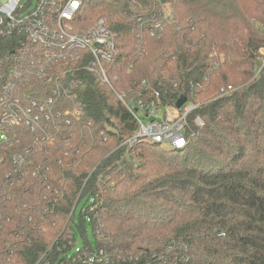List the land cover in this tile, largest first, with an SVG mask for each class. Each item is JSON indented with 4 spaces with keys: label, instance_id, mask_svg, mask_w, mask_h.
Segmentation results:
<instances>
[{
    "label": "trees",
    "instance_id": "16d2710c",
    "mask_svg": "<svg viewBox=\"0 0 264 264\" xmlns=\"http://www.w3.org/2000/svg\"><path fill=\"white\" fill-rule=\"evenodd\" d=\"M83 3L77 31L103 19L116 34V91L140 94L146 80L163 105L180 95L196 105L187 144L120 146L136 123L84 75L83 121L94 141L67 156L39 152L29 168L39 170L38 183L10 186L13 167L0 166V264H61L73 253L74 228L81 247L120 264H264V0ZM166 5L169 22L150 37V17ZM13 49L0 39V61Z\"/></svg>",
    "mask_w": 264,
    "mask_h": 264
},
{
    "label": "built area",
    "instance_id": "2783aa9c",
    "mask_svg": "<svg viewBox=\"0 0 264 264\" xmlns=\"http://www.w3.org/2000/svg\"><path fill=\"white\" fill-rule=\"evenodd\" d=\"M83 2L0 0V39L10 40L14 47L6 60L0 61V166L12 165V172L5 175L10 186L42 180L39 170H29L39 152L62 150L67 156L70 149L85 143L83 135L94 141L87 129L90 122L83 121L84 75L109 88L136 123L135 132L120 146L126 150L137 143L161 150L186 147L188 116L196 105L188 99L180 109L163 105L159 91L146 80L139 84L140 94L133 86L116 91L113 81L118 83V75L112 66L116 34L103 19L86 31H77L75 23ZM170 14L171 7L166 5L151 15L150 37L169 22ZM260 53L264 56V49ZM194 125L201 127V119L195 118ZM75 134L79 135L76 142ZM72 254L61 264H120L103 250L79 246ZM42 259L35 264H49Z\"/></svg>",
    "mask_w": 264,
    "mask_h": 264
},
{
    "label": "rangeland",
    "instance_id": "374dc122",
    "mask_svg": "<svg viewBox=\"0 0 264 264\" xmlns=\"http://www.w3.org/2000/svg\"><path fill=\"white\" fill-rule=\"evenodd\" d=\"M26 1V0H25ZM92 139L88 138L86 139V142H88L89 144L92 143ZM78 213H79V208L76 209L75 212V219H74V224L76 225L78 222ZM74 234H75V246L74 248L71 249V252H74L76 248H78L79 246L81 247L83 245V239L80 236V233L77 231L76 228H74ZM85 238L88 240L89 243L93 244L94 243V239H93V235L91 232V229L89 228L88 224H87V220L85 219ZM84 238V240H85Z\"/></svg>",
    "mask_w": 264,
    "mask_h": 264
},
{
    "label": "water",
    "instance_id": "95a60500",
    "mask_svg": "<svg viewBox=\"0 0 264 264\" xmlns=\"http://www.w3.org/2000/svg\"><path fill=\"white\" fill-rule=\"evenodd\" d=\"M187 101V97L185 95H180L178 100L175 102L174 107L176 109H180Z\"/></svg>",
    "mask_w": 264,
    "mask_h": 264
}]
</instances>
